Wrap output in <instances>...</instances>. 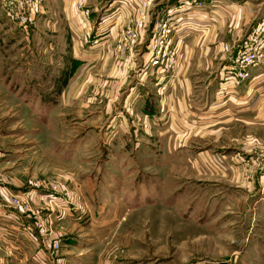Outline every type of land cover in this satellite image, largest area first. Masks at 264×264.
<instances>
[{
    "label": "rangeland",
    "instance_id": "1",
    "mask_svg": "<svg viewBox=\"0 0 264 264\" xmlns=\"http://www.w3.org/2000/svg\"><path fill=\"white\" fill-rule=\"evenodd\" d=\"M80 1L84 27L76 0H40L27 34L0 7L4 202L20 192L23 219L50 223L52 259L66 233L83 264H264V79L247 102L188 98L183 121L162 124L159 94L145 90L142 112L132 74L166 0L147 9L135 56L120 47L132 16L111 32L116 0Z\"/></svg>",
    "mask_w": 264,
    "mask_h": 264
},
{
    "label": "crops",
    "instance_id": "2",
    "mask_svg": "<svg viewBox=\"0 0 264 264\" xmlns=\"http://www.w3.org/2000/svg\"><path fill=\"white\" fill-rule=\"evenodd\" d=\"M177 1L179 0H166L164 3L167 4L161 5L162 13L166 6ZM80 2L82 1L76 0L75 3L78 4L75 23L84 27L88 22L82 18V13L79 11ZM138 3L139 0H127V3L113 2L111 6L118 7L124 14L118 16L112 23L111 32L119 26V20H122L127 13L132 16L129 24L134 21L137 17L136 12H139ZM258 24L264 26V0H206L203 8L184 17L175 36L181 42L180 67L175 80L168 84L164 91L158 92V88L153 86L148 78L133 70L132 79L135 80V84L138 83L142 91L151 90L155 96L159 94V98L156 96V100L159 99V108L157 107L155 115H150L151 118L159 117L162 124L173 122L175 120L173 118H179L177 122L183 121L184 114H188L185 109L188 98H193L197 105L208 103L209 107L213 102L217 107L218 101L221 105L229 101L233 103V99L241 103L245 99L247 102L250 88L255 83L259 86L258 82L264 79V65L250 69V81L229 82L222 75L223 68L232 64L237 48ZM145 32L140 33L141 39ZM100 41L96 48L100 50H103L106 44L110 45L113 42L108 38ZM224 46L228 47L227 51L224 50ZM98 52L96 51V55L99 56L101 51ZM128 52L126 55L135 56L132 51ZM110 53H116L114 47H111ZM143 56L141 55V58ZM144 61L141 62L138 58L137 67H140ZM133 66L135 67V64ZM144 95L145 98L140 93L138 95L145 99L142 108L140 107L142 112L150 100L146 92ZM189 114L193 113L189 111ZM65 217L63 212L57 215L58 220L65 221ZM19 223L16 212L7 207L3 195L0 194V264H83L81 258L70 253L74 244L66 233L59 254L52 259L47 256L48 252L42 251L38 246V233L29 235L21 232L18 229Z\"/></svg>",
    "mask_w": 264,
    "mask_h": 264
},
{
    "label": "built area",
    "instance_id": "3",
    "mask_svg": "<svg viewBox=\"0 0 264 264\" xmlns=\"http://www.w3.org/2000/svg\"><path fill=\"white\" fill-rule=\"evenodd\" d=\"M116 1L127 3V0ZM153 3L154 0H139L137 5L139 12L137 11L135 14L137 17L121 33L120 47L131 51L133 46L141 45L140 33L146 29L147 9L152 7ZM81 5L82 2H80L79 7ZM205 5L206 0H179L168 5L151 30L144 53L148 57L140 67H137V72L142 73L144 77L148 75V72L152 73L155 79L154 86L158 88V92L164 91L168 84L175 80L180 67L181 42L175 37L180 29V24L184 17L195 13ZM0 7L4 15L13 21L24 34L28 33L36 17L42 11L40 0H0ZM81 15L84 16L83 13ZM85 15H88L87 10H85ZM224 50L227 51L228 47L224 46ZM262 61H264V26L258 24L247 34L245 40L237 48L232 64L223 68L222 77L229 82L246 81L250 78V69ZM49 202L53 205L59 204L55 198L49 199ZM6 205L16 212L20 222L18 229L29 235L38 231L40 235L38 246L54 256L58 251L60 241L58 235L51 230L50 223L48 224L49 227L46 228L45 220L33 219V223L26 221L28 219L25 215L29 213L30 209L25 200L23 203L20 202V192L13 195ZM23 213L26 214L22 215Z\"/></svg>",
    "mask_w": 264,
    "mask_h": 264
}]
</instances>
